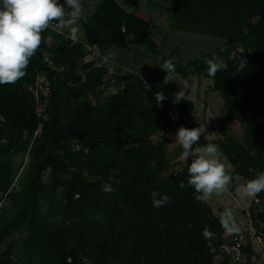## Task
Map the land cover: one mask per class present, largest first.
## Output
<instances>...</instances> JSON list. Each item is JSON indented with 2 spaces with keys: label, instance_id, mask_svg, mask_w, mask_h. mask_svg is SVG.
<instances>
[{
  "label": "trees",
  "instance_id": "1",
  "mask_svg": "<svg viewBox=\"0 0 264 264\" xmlns=\"http://www.w3.org/2000/svg\"><path fill=\"white\" fill-rule=\"evenodd\" d=\"M173 2L174 22L203 26L226 43L224 51L177 67L183 76L212 79L213 90L228 106L216 125L226 135L208 139L204 134L196 146L209 141L219 145L233 167L232 176L238 177L234 184L255 178L264 171V0ZM150 28L148 20L127 12L116 0H102L84 24V43L48 29L26 75L14 85H0V204L6 195L12 206L11 212H0V246L13 232L26 230L22 255L13 256L16 242H11L0 253V264H214L218 254L223 258L217 264L227 263V254H222L227 233L219 217L187 185L191 158L179 169L167 155L169 134L178 122L167 106L173 101L174 82L158 79L149 86L137 74L116 75L119 89L99 107L88 95L100 87L107 67L86 63L85 77L76 70L78 59L93 45L102 51L139 44L157 53ZM44 50L53 53L62 75L43 62ZM238 55L245 58L240 70ZM213 56L228 67L209 77L206 61ZM37 73H48L51 79L41 117L30 90ZM157 91L165 95L161 106ZM180 106L181 116L191 119L193 101L185 98ZM234 122L242 127L241 139L225 131ZM192 127L199 126L192 121ZM31 141L28 173L13 190L14 158L28 152ZM113 169L122 183L107 194L101 187L111 182ZM46 174L49 182L43 184ZM153 190L169 196L171 203L154 208ZM255 198L264 201V192ZM249 214L262 235L264 205L254 204ZM205 230L213 235L205 237ZM244 252L245 264H255L259 255L250 242Z\"/></svg>",
  "mask_w": 264,
  "mask_h": 264
},
{
  "label": "rangeland",
  "instance_id": "2",
  "mask_svg": "<svg viewBox=\"0 0 264 264\" xmlns=\"http://www.w3.org/2000/svg\"><path fill=\"white\" fill-rule=\"evenodd\" d=\"M127 12L134 13L142 18L148 20L151 24L150 38L156 42L157 53H154L146 45L133 44L127 48L120 49L117 47H108L100 51L97 55L93 51H90L88 55L78 59L77 72L80 76L85 77L86 71L82 67L89 62H93L91 67L105 66L108 72L102 78V83L97 90L89 93L91 102L96 106H101L110 95L114 94L118 89V85L114 82L116 75L134 73L139 75L145 80L149 86L152 82L161 79L164 80L166 72L159 66L165 60H171L176 67V81L174 94L181 90L185 83L187 87L185 90V98L193 101L195 110L191 119H188L185 115L181 116V106L179 103H173L168 101L167 106L171 115L178 121L176 127L169 134V142L166 146V151L169 159L177 168H182L184 161L180 159L181 148L179 145L174 144V138L177 129L180 126L189 128L190 122L194 121L198 126L205 127L204 133L208 139L223 138L224 134L222 129H218L216 125L221 122L228 113V106L224 102L222 95L219 91L213 90V80L200 75L189 74L183 76L177 70V67L184 66L188 62L196 59L207 57L210 54L217 53L218 51H224L226 49V43L224 39L214 37L208 34L203 26L189 25L186 23L174 22L171 16V10L173 8V0H116ZM102 0H83L85 15L83 19L79 21L80 32L79 39L75 42H85L84 24L95 12ZM68 37L67 30L63 34ZM89 48V47H88ZM89 50H91L89 48ZM50 53V59L53 60V53L50 50H44L45 53ZM241 52V50H239ZM235 56L232 53V56ZM104 57H108L105 61ZM239 70L245 62V58L240 57ZM44 58V57H43ZM44 60V59H43ZM55 64V62H54ZM56 66V64H55ZM62 75V70L56 66L54 69ZM55 79V77H53ZM48 82V83H47ZM48 87V90H47ZM30 90L35 98V106L37 116H45V110L47 108L49 97L51 93V79L49 74L37 73L34 83L30 86ZM40 131V128L35 132V136ZM227 134L233 135L236 138H242V127L239 123L234 122L227 126ZM26 138V136L24 137ZM160 136L154 138L155 141L159 140ZM172 143V144H171ZM32 148V141L29 144L28 152L20 153L14 158V171L15 180L12 189L16 190L20 187V183L26 177L29 169V151ZM78 145H74L75 150H79ZM222 159L226 158L224 155ZM226 163L229 165V170L232 174L233 167L226 158ZM43 178V184L48 183V175ZM233 178L237 179V176ZM238 180V179H237ZM61 195H58L60 197ZM255 198L243 197L241 193L236 190L229 192L221 196H213L208 202L213 212L219 217L220 213L225 208H231L234 213L236 221L242 230V224L248 222V213L250 207L254 205ZM47 205L43 202V208L46 209ZM12 206L10 199L4 195L2 203L0 204V212H11ZM26 235L25 228H21L18 231L12 233L6 242L0 246V253L11 243L16 242L13 256L19 258L23 252L22 238ZM227 235V236H226ZM226 244L223 246L222 254H227L229 248V236L226 234ZM259 235V234H258ZM264 244V232L259 235ZM263 244H259L257 241L251 242V245L259 255L256 258V262L264 264V247ZM218 254L215 259V263L220 261L223 256ZM254 261V262H255ZM214 263V264H215Z\"/></svg>",
  "mask_w": 264,
  "mask_h": 264
},
{
  "label": "clouds",
  "instance_id": "3",
  "mask_svg": "<svg viewBox=\"0 0 264 264\" xmlns=\"http://www.w3.org/2000/svg\"><path fill=\"white\" fill-rule=\"evenodd\" d=\"M85 15L83 0H0V85H14L25 75L31 58L38 52L44 42L43 33L54 29L60 34L67 35L72 41L79 39V21ZM92 51L99 55L98 45L92 46ZM105 61L108 57H104ZM207 75L215 77L217 72L227 69V64L219 57L213 56L206 61ZM165 72V83L176 81V67L171 60H165L160 66ZM143 79V77H142ZM146 84V81H144ZM147 87V85H146ZM187 84L174 94L173 103L185 100ZM157 106L165 100L162 91L154 93ZM206 129L204 126L187 128L180 126L177 129L174 144L182 149L180 159L187 163V185L195 190L194 198L202 203H208L213 196L229 193L233 187L243 197L255 198L264 192V171L258 172L255 178L236 181L229 170L226 158L222 159L219 145L208 142L199 144L200 138ZM172 144V143H171ZM251 155L255 156L256 152ZM118 170L113 169L109 181L102 185L101 191L107 194L116 192L114 185L122 183L116 179ZM180 187H185L183 181ZM154 208L163 207L171 203L167 195H160L155 190L150 193ZM159 197V198H158ZM98 218V217H97ZM219 222L227 234H237L241 231L231 208H225L220 213ZM205 237L212 233L205 230Z\"/></svg>",
  "mask_w": 264,
  "mask_h": 264
},
{
  "label": "built area",
  "instance_id": "4",
  "mask_svg": "<svg viewBox=\"0 0 264 264\" xmlns=\"http://www.w3.org/2000/svg\"><path fill=\"white\" fill-rule=\"evenodd\" d=\"M55 31L54 29H51ZM75 42V41H74ZM43 62L48 65L52 70L56 68L54 62L50 59V53H45L43 55ZM40 75L42 73H39ZM48 83V82H47ZM48 90V87H47ZM255 205H264V201H261L259 198H255ZM242 230L237 234H230L229 236V248L227 252L228 260L226 264H245V246L250 242L257 241L259 244H263L262 239L258 235L256 229L253 226L250 214L248 213V222L242 224ZM264 247V244H263ZM217 264V262L215 263ZM255 264H262L261 262H256Z\"/></svg>",
  "mask_w": 264,
  "mask_h": 264
},
{
  "label": "crops",
  "instance_id": "5",
  "mask_svg": "<svg viewBox=\"0 0 264 264\" xmlns=\"http://www.w3.org/2000/svg\"><path fill=\"white\" fill-rule=\"evenodd\" d=\"M236 222H237V224H239L238 221H236Z\"/></svg>",
  "mask_w": 264,
  "mask_h": 264
}]
</instances>
